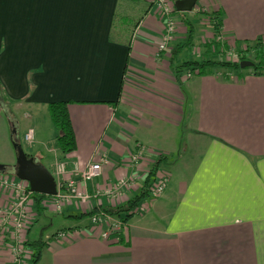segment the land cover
Listing matches in <instances>:
<instances>
[{
	"label": "crops",
	"instance_id": "crops-1",
	"mask_svg": "<svg viewBox=\"0 0 264 264\" xmlns=\"http://www.w3.org/2000/svg\"><path fill=\"white\" fill-rule=\"evenodd\" d=\"M206 1L207 13L223 15V47L264 36V0ZM177 14L174 40L159 52L165 22L148 2L0 0V83L11 107L51 119L49 105L67 102L76 138V149L63 153L57 132L49 148L35 134L28 155L54 176L59 161L70 176L77 165L84 170L100 162L102 175L84 185L92 195L138 175L117 203L100 197L88 207L74 202L53 210L75 224L48 239H28L45 242L38 264H264V75L217 68L187 78L189 70L177 68L203 59L215 37L211 29V39L189 47L188 16ZM5 109L0 103V164H13ZM140 148L145 152L135 172L130 157ZM154 168L151 180L166 173L168 187L127 223L120 242L103 239L91 216L80 219L127 207ZM7 198L0 191V206ZM51 201L43 199L41 211L33 205L28 237ZM11 259L0 248V264Z\"/></svg>",
	"mask_w": 264,
	"mask_h": 264
},
{
	"label": "built area",
	"instance_id": "built-area-1",
	"mask_svg": "<svg viewBox=\"0 0 264 264\" xmlns=\"http://www.w3.org/2000/svg\"><path fill=\"white\" fill-rule=\"evenodd\" d=\"M156 6V13L165 22V30L159 52L165 51L174 40L177 31V23L172 17L175 10L176 0H143ZM221 38H218V41ZM226 57L230 61L237 62L239 57L231 49ZM192 73L187 74V78L192 77ZM35 139L34 129H30L25 134V141L32 144ZM145 152L140 148L136 154L131 155L130 162L134 171L138 172L140 162ZM102 175V164L94 162L89 164L84 170H80L78 165L73 176L68 175L67 164L57 162L55 168V178L57 181V195L50 197L49 208L55 212H62L66 206L79 202L82 206H90L93 198L107 197L117 203L124 198L129 191L135 188L138 175L134 173L130 177L120 178L114 183H109L105 187L98 189L95 194L89 193L84 185ZM168 175L163 173L156 178L150 189L153 197L161 196L168 187ZM0 191L7 195L6 203L0 206V248H6L12 256L8 264H24L26 259H32L33 252L27 247L28 232L35 219L33 205L35 199L30 190L29 183L15 177H8L0 173ZM144 207H138L135 214L144 212ZM92 225L100 229L101 237L105 240L120 242L124 234L127 223L121 217L113 216L105 212H98L91 216Z\"/></svg>",
	"mask_w": 264,
	"mask_h": 264
},
{
	"label": "trees",
	"instance_id": "trees-1",
	"mask_svg": "<svg viewBox=\"0 0 264 264\" xmlns=\"http://www.w3.org/2000/svg\"><path fill=\"white\" fill-rule=\"evenodd\" d=\"M130 3L135 4V6H140L141 4L147 3V1L143 0H127ZM148 5V4H147ZM176 13V9L174 10ZM204 16H207L211 22V28L213 30L214 34V39L212 42L209 44L211 46L212 43L216 45L219 53V59L215 60L212 57V53L210 51V46H209V51L210 55L207 56L208 50L205 53V56L203 59L200 61H191V62H185L181 66L177 68L178 71H184V70H189L192 74H209L213 69H223L225 71L229 72H245L249 71L251 72L252 75L255 76H261L264 75V36L258 39L255 42H246L245 44L242 45H235L232 47L234 52L238 55L239 61L233 62L229 61L226 59V53L229 51L231 47L226 46L223 47L224 41L219 40L218 38H221L222 35V27L224 25L223 23V15L221 11H215L212 13H206V12H201ZM182 16H186V14H182ZM186 20V24H190L188 28V41L187 44L189 47H192L194 44V35H195V30L193 28V25L188 18H185L184 21ZM128 23L134 24V20H126ZM127 23V25H128ZM135 28V27H134ZM223 47V48H222ZM224 53H220V52ZM223 54H225L223 56ZM254 55V59L250 60V57ZM245 60H250L254 62L255 66L253 68H246L242 69L241 67V62ZM243 75L238 76V78H242ZM0 103L4 105V107H7L12 104V99L9 98V96L6 94L4 91L1 83H0ZM49 111H50V116L52 119V122L57 130V147L63 152V153H70L76 149V138H75V133L72 125V121L70 118L69 110H68V103L67 102H54L49 105ZM11 123H14V119L12 116H10ZM157 169L154 168L153 171H151V175L148 177L146 181V187L142 191V193L132 199L127 207H122V208H116L114 210L106 209L104 212L108 213L113 216L121 217L126 223H128L134 216H135V210L139 207L140 202L148 195L150 194V189L152 187V184L156 181V179L151 180L152 176H156L157 174ZM50 198V196L46 195H39L35 194L34 199L36 202V209L37 211H41L40 208V203L43 201V199ZM101 211V210H100ZM97 211H92L91 213L87 215L80 216V219L83 218L84 216H92L95 214ZM102 212V211H101ZM27 247H29L30 250L33 252L32 256V264H38V262L41 259L42 252L45 248V242L43 240H38V241H33V242H28Z\"/></svg>",
	"mask_w": 264,
	"mask_h": 264
},
{
	"label": "rangeland",
	"instance_id": "rangeland-1",
	"mask_svg": "<svg viewBox=\"0 0 264 264\" xmlns=\"http://www.w3.org/2000/svg\"><path fill=\"white\" fill-rule=\"evenodd\" d=\"M199 2L197 3L196 10L194 12H192L193 14L185 13L188 16V20H190L191 23L196 28V32L194 35V41H195V43L197 42V44L200 43V41L203 39L208 40V39H211L212 37H214V34L211 38L206 37V36H208V32L211 31V29H212L211 28V22H210L208 17L204 16L201 13V12L207 13V11L210 10V8H207L209 1L203 0L202 2H200V3ZM124 6H126V4ZM124 6L122 5V7H124ZM130 7L132 8L134 6H130ZM208 7H209V5H208ZM155 8H157V7L155 6ZM174 8H175V5H174ZM182 14H184V13L178 12L177 15L179 17H181ZM201 16L202 17L204 16L206 18L204 19ZM137 20H138V18H136V21ZM189 25L190 24L188 23L186 26L188 28H190ZM127 28H128V25H127ZM206 30H207V32H206ZM212 32H213V30H212ZM209 46L210 45L208 44L206 46V48L203 49L206 52L208 50L207 56L210 55V51H211L212 57L215 60L219 59L220 56H219L218 49H217L216 45H214V43H212L210 46V51H209ZM192 52H194V51L191 50L190 56H191ZM220 53H224V52L222 51ZM227 54L228 53H226V55ZM224 55L225 54H223V56ZM190 56H189V58H193L192 56L191 57ZM226 59L229 60L228 57H226ZM252 59H254V55H252L250 57V60H252ZM5 110H7V113L10 116H12L14 119L13 124L10 123V120H9V122L6 120V126H5V131L7 132L8 136H9V142L12 146V150L14 151V156H13V158L11 157L12 161H10V162H14V163L13 164L9 163L12 165L6 164L7 161L5 163H3L2 165H6L8 167L6 172L3 174L8 176V177H15V170L12 168L16 164V159H17L16 154H15V149L13 147L14 140L16 142H19L23 146L25 152L27 154H29V152H30L29 145L30 144L25 141V134L30 129H34L37 137H38V134H40V135H42L43 138H45L47 140L44 142V147H46V148H49L48 144H50V146L51 145L54 146L55 139L52 138L51 136L53 134V131L57 132V130H56V128L53 129V126H52L53 124L51 122V119L49 118V116L46 112L44 115L43 114H40V115L36 114V116H34L32 118L31 113H33V111L26 106H23L21 111L15 110V108L11 107V105H10V107L7 106ZM41 112L42 111H40V113ZM35 142H36V140H35ZM44 147H41V148L44 149ZM4 160H6V159H4ZM49 170H51L50 167H49ZM154 199H156V198H153L151 195L148 196L147 199L140 204V207H145V208L150 209L151 203ZM46 210H48V211H46ZM52 211H53V209H51V208H49V209L46 208L44 210L43 215L36 222L34 230L29 235L28 239L31 238V239L36 240V239H39L40 237L42 239H48V238L52 237L58 230L64 228L65 226H69V225L72 226L73 224H75L74 222H70V220H68V219L64 220L63 216H61L59 214H55L54 212L52 213ZM135 220L136 221H143V220H145V217L144 216L143 217L138 216V217H136ZM64 221H67V223L65 224ZM157 226H159L158 223H157Z\"/></svg>",
	"mask_w": 264,
	"mask_h": 264
},
{
	"label": "water",
	"instance_id": "water-1",
	"mask_svg": "<svg viewBox=\"0 0 264 264\" xmlns=\"http://www.w3.org/2000/svg\"><path fill=\"white\" fill-rule=\"evenodd\" d=\"M201 0H176L175 9L181 13H191ZM254 62L245 60L241 62L242 69L253 68ZM13 147L16 152V164L12 167L18 179L29 183L30 190L39 195L56 196L57 181L52 172L43 164L38 163L34 157H30L23 146L14 140ZM6 165L0 164V173H5Z\"/></svg>",
	"mask_w": 264,
	"mask_h": 264
}]
</instances>
